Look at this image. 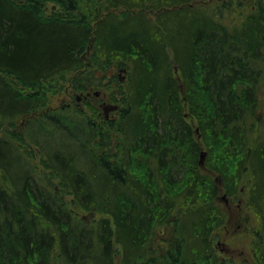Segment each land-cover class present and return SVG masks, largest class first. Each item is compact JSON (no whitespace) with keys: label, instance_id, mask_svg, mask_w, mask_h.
<instances>
[{"label":"trees","instance_id":"1","mask_svg":"<svg viewBox=\"0 0 264 264\" xmlns=\"http://www.w3.org/2000/svg\"><path fill=\"white\" fill-rule=\"evenodd\" d=\"M115 65L119 119L67 130L50 96ZM263 99L264 0H0V264H224L221 190L264 264Z\"/></svg>","mask_w":264,"mask_h":264},{"label":"rangeland","instance_id":"2","mask_svg":"<svg viewBox=\"0 0 264 264\" xmlns=\"http://www.w3.org/2000/svg\"><path fill=\"white\" fill-rule=\"evenodd\" d=\"M52 5L53 4H48V11L52 10L54 7ZM87 56H92V59L95 60L93 52L91 55ZM84 61L87 60L85 59ZM108 73L113 81L111 83L110 80L106 78L103 87L92 88L88 92H79L75 95L71 93L70 85L67 84L62 91H59L56 95L50 96L49 107L50 109L52 108L53 114L60 120L62 125H65L67 130L77 134V132H85L88 125H95L104 129L106 124H112V122H116L119 119L117 118L119 115L118 111L111 112L109 117L106 118L102 105L104 102L114 103L111 101V99H113L112 97H114L116 93H119L120 89L126 87L127 74L119 71L116 65L110 69ZM119 77L123 79L119 80ZM262 110L264 112V99L262 100ZM39 127L40 126H38V131H40ZM34 130L36 131V127H34ZM37 134L38 133H36V135ZM258 135L264 140V126L260 127ZM38 136L40 135L38 134ZM65 143L62 144L64 145ZM84 147L102 155L105 153L98 149L95 144L90 145L86 142ZM203 151L207 153L208 150L206 151L205 149ZM206 160L207 154L203 160L204 163ZM216 175L218 176V173H216ZM216 178L215 175H212L213 181ZM224 195L227 194L224 190H221L220 194L218 196L216 195L217 197L215 200L216 203H218L219 209H221L220 216L223 213L226 219L225 224L212 235L213 241L211 239L213 247L218 254V258L225 264H257L251 247L258 220L255 214L247 207L245 193L239 192L235 197L228 196L229 198L223 197ZM61 198L66 202H70L72 199V197ZM80 216L88 223L99 218V216L93 217L86 213ZM121 257L120 253V256L116 260V264L121 263Z\"/></svg>","mask_w":264,"mask_h":264},{"label":"bare ground","instance_id":"3","mask_svg":"<svg viewBox=\"0 0 264 264\" xmlns=\"http://www.w3.org/2000/svg\"><path fill=\"white\" fill-rule=\"evenodd\" d=\"M114 59V58H113ZM119 71H121V72H123V73H126L127 74V69L126 68H120L119 69ZM99 76V81H100V84H101V87H103V83L105 82V79L106 78H104V76H103V74H99L98 75ZM123 78L122 77H119V80H122ZM94 128H95V126H94ZM48 129L50 130V131H52L53 130V127H51V126H49L48 127ZM197 132H199V130H197ZM198 137V136H197ZM93 141V140H92ZM64 142V141H63ZM88 142H91V141H89L88 140ZM65 143V142H64ZM82 150H86V148L85 147H82L81 148V150L79 149V150H77L78 151V155H82L81 153H83V151ZM87 152V151H86ZM212 239V241H213V237L211 238ZM251 250H252V253H253V248L251 247ZM213 251H214V255L216 256V257H218V254H217V252H216V250H215V248L213 247ZM191 255V252L188 250V251H186L185 253H182V258L184 259V260H187V261H191V260H193V258L190 256ZM253 255H254V253H253ZM263 255V254H262ZM164 255H162V258H164L163 257ZM255 257V256H254ZM220 259V258H219ZM225 264V263H224Z\"/></svg>","mask_w":264,"mask_h":264},{"label":"water","instance_id":"4","mask_svg":"<svg viewBox=\"0 0 264 264\" xmlns=\"http://www.w3.org/2000/svg\"><path fill=\"white\" fill-rule=\"evenodd\" d=\"M97 95H98V93H97ZM102 107H103V110H104V113H105V115L108 117L109 116V114L111 113V112H114V111H117L118 110V106L117 105H111V104H107V103H104L103 105H102ZM206 152L205 151H203L202 152V154H201V158H200V164L201 165H203L204 164V158H205V156H206Z\"/></svg>","mask_w":264,"mask_h":264}]
</instances>
